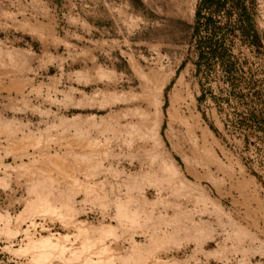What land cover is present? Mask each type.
<instances>
[{"label":"rangeland","instance_id":"374dc122","mask_svg":"<svg viewBox=\"0 0 264 264\" xmlns=\"http://www.w3.org/2000/svg\"><path fill=\"white\" fill-rule=\"evenodd\" d=\"M200 3L0 0V264H264V0Z\"/></svg>","mask_w":264,"mask_h":264},{"label":"trees","instance_id":"16d2710c","mask_svg":"<svg viewBox=\"0 0 264 264\" xmlns=\"http://www.w3.org/2000/svg\"><path fill=\"white\" fill-rule=\"evenodd\" d=\"M222 1L225 0H201V3L198 5V8L195 13V26H194V35H198L200 33V28H203V32L208 34V36H205V38L202 39V41L199 42V60L203 58V56L206 54L204 52H209L213 54V52H217L218 49L223 50V45L221 42L215 40L213 41V38H211V30L209 29V23H211L212 18L211 17H205L202 15L201 8H203L205 11H209L210 8L215 6L216 9H220L222 7ZM239 0H233V5L238 6ZM239 16L242 18L244 16L245 11L244 9H239ZM202 20L204 23H201ZM245 22L241 21L240 25L244 26ZM248 27L244 26L242 29L243 33H245V30L247 31ZM213 33V32H212ZM246 34V33H245ZM215 36V34H212ZM206 50V51H204ZM208 53V54H209Z\"/></svg>","mask_w":264,"mask_h":264},{"label":"bare ground","instance_id":"6f19581e","mask_svg":"<svg viewBox=\"0 0 264 264\" xmlns=\"http://www.w3.org/2000/svg\"><path fill=\"white\" fill-rule=\"evenodd\" d=\"M54 240H55V239H54ZM50 241H51V239H50V240H47V238H45V240L42 239V240H40L37 244H35V245L37 246L36 248L38 249V246H39L40 248H44V247L47 248V247H49V248L53 249V248L57 245V242H56V244H55V243L53 244V243H51ZM35 245H34V246H35ZM29 246H30V245H29ZM30 248H32V247H30ZM34 248H35V247H33V249H34ZM40 248H39V249H40ZM57 248L61 249V248L58 247V246H57ZM57 248H56V249H57ZM24 249H25V248H24ZM26 249H27V248H26ZM33 249H32V250H33ZM39 249H38V250H39ZM44 249H45V248H44ZM54 249H55V248H54ZM64 250H65V249H64ZM33 251H34V250H33ZM40 251H42V249H41ZM47 251H48V250H47ZM51 251H52V250H51ZM29 252H30V251H29ZM39 253H40V252H39ZM46 253H47V252H46ZM46 253H45V254H44V253L42 254V255H45V256H43L44 259H42V260H45V258H46ZM47 254H48V253H47ZM50 254H51V252H50ZM35 256H36V255H35ZM48 256H49V255H48ZM48 256H47V257H48ZM60 257H61V256H60ZM41 258H42V257H40V259H41ZM48 258H49V257H48ZM48 258H47L46 261H48ZM37 259H38V258H37ZM50 259H51V257H50ZM89 261H90V260H89ZM38 262H39V261H38ZM49 264H50V263H49ZM89 264H90V263H89Z\"/></svg>","mask_w":264,"mask_h":264}]
</instances>
